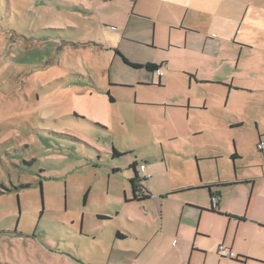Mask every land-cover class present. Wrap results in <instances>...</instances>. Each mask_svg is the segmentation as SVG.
I'll return each mask as SVG.
<instances>
[{
    "label": "rangeland",
    "instance_id": "1",
    "mask_svg": "<svg viewBox=\"0 0 264 264\" xmlns=\"http://www.w3.org/2000/svg\"><path fill=\"white\" fill-rule=\"evenodd\" d=\"M109 5L0 0V264H142L127 252L144 243L116 238L113 227L138 232L149 220L143 205H126L114 223L98 217L131 196L136 162L147 166L142 187L158 200L264 165V88L189 85L178 74L161 90L138 87L140 71L117 51L130 45L123 18ZM242 42L239 74L264 71V30L253 24ZM141 99L153 106L136 105ZM165 205V227L174 229L180 206ZM162 250V261L147 264H190L181 247Z\"/></svg>",
    "mask_w": 264,
    "mask_h": 264
},
{
    "label": "crops",
    "instance_id": "2",
    "mask_svg": "<svg viewBox=\"0 0 264 264\" xmlns=\"http://www.w3.org/2000/svg\"><path fill=\"white\" fill-rule=\"evenodd\" d=\"M107 1L111 2L109 11L120 13L123 18L122 41H127L140 50L137 53L129 45L122 52L117 51L130 63L143 66L152 64L163 72V76L159 78L155 71L130 66L140 71L138 87L146 91L161 90L170 85L173 75L178 74L182 83L188 81L189 85L198 79L204 84L217 82L230 85L229 89L232 86L264 88L263 70L253 73V69H250L245 70L242 76L239 74L240 52L236 49L239 44H246L242 42L244 35L253 24H259L264 30V0ZM119 1L122 2L121 8L114 9L113 5ZM159 54L165 56L159 58ZM140 101L142 102L136 105L153 106L149 105L153 102L144 99ZM110 102L113 104L115 100L110 98ZM131 110L128 109L127 113L130 114ZM263 139L258 135L259 141ZM237 159L238 154L234 153L232 160ZM136 164L132 166L134 176L130 179L131 196L126 191L124 204L120 200L115 204L114 210L98 214L99 219L114 223L115 220H120L128 204H142L146 209L149 220L142 227L136 226L138 232L121 226L113 227L116 238L128 236L144 243L139 254L136 251L127 252L130 259H138L142 264L156 263L165 257L162 249L181 247L185 256L189 257L190 264H264V165H254L258 170L255 175H237L235 172L233 179H218L213 182L200 180L195 186L189 185L159 194V200L157 195H152L142 187L144 196L148 198L132 201L134 194L131 180L136 178L135 171L139 166L137 162ZM211 184L219 186L207 189L206 186ZM211 192L220 195L216 211L211 210ZM196 193L199 194L197 197L181 199L185 194ZM229 193L233 194L234 200L237 197L234 203L226 202L229 196L226 194ZM150 201L154 202L151 206L147 204ZM165 202L180 206L178 225L174 229L165 227ZM156 211H159L162 218L159 222L154 219ZM127 219H130L129 215ZM208 220L214 222L212 228H209ZM179 235L183 238H178ZM157 240L159 246L150 249V255H146V249ZM221 245L231 250L237 258L220 257L218 250Z\"/></svg>",
    "mask_w": 264,
    "mask_h": 264
},
{
    "label": "built area",
    "instance_id": "3",
    "mask_svg": "<svg viewBox=\"0 0 264 264\" xmlns=\"http://www.w3.org/2000/svg\"><path fill=\"white\" fill-rule=\"evenodd\" d=\"M155 74L159 78L163 76V72L159 69L155 71ZM257 149L259 152L264 153V139L259 141V143L257 144ZM149 178H150V175L147 173V166L145 164L139 165L137 168V177H136L137 185L141 186L142 182L147 181ZM219 201H220V197L215 198L214 204L219 203ZM218 254L220 257H223V258H229V259L237 258L236 255L231 250H228L223 245L219 247Z\"/></svg>",
    "mask_w": 264,
    "mask_h": 264
},
{
    "label": "trees",
    "instance_id": "4",
    "mask_svg": "<svg viewBox=\"0 0 264 264\" xmlns=\"http://www.w3.org/2000/svg\"><path fill=\"white\" fill-rule=\"evenodd\" d=\"M123 60H124V62L126 63V64H128L129 66H131V67H133V68H136V69H142V68H145L146 70H148V71H151V72H154V71H156L157 69H158V67L157 66H155V65H152V64H147V65H145V66H143V65H139V64H133V63H130L128 60H126L125 58H123ZM115 154H116V152H115ZM137 164L135 163L133 166H136ZM136 178H134V179H132L131 180V184H132V186L134 187V189H141L142 187L140 186V185H137L136 186ZM219 185H216V184H211V185H208V186H206L207 187V189H213V188H215V187H218ZM189 189H191V188H189ZM217 197H220V195H218V194H213L212 192H211V210L212 211H216V209H217V207H218V203L217 204H214V200H215V198H217ZM148 197L146 196H141L140 198L139 197H135L134 199L135 200H144V199H147ZM117 236H121L120 234H117Z\"/></svg>",
    "mask_w": 264,
    "mask_h": 264
},
{
    "label": "flooded vegetation",
    "instance_id": "5",
    "mask_svg": "<svg viewBox=\"0 0 264 264\" xmlns=\"http://www.w3.org/2000/svg\"><path fill=\"white\" fill-rule=\"evenodd\" d=\"M135 173H136V177H137V172L135 171ZM136 186H137V183H136ZM132 187H133V186H132ZM141 187H142V185H141ZM133 194H134V195H133V197H132L131 200H132V201H140V200H135L134 198H135V197H139V198H140V197L143 196L145 193H144V191L142 190V188H141V189H138V188H137V189H134V187H133ZM131 200H130V201H131Z\"/></svg>",
    "mask_w": 264,
    "mask_h": 264
}]
</instances>
